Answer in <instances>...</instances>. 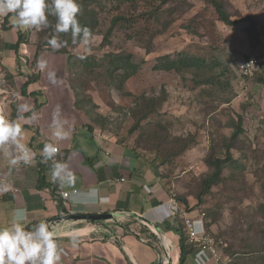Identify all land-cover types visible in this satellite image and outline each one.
<instances>
[{
    "label": "rangeland",
    "instance_id": "rangeland-1",
    "mask_svg": "<svg viewBox=\"0 0 264 264\" xmlns=\"http://www.w3.org/2000/svg\"><path fill=\"white\" fill-rule=\"evenodd\" d=\"M223 3L232 18L241 23L224 25L202 0H173L164 6L156 0H137L134 7H98L95 34L69 51L76 69L68 80L77 88L87 122L101 127L117 142L132 147L138 146L135 142L145 145L148 149L138 151L149 163H158L156 149L140 140L138 131L130 133L133 118L129 109L135 98L159 99L162 104L158 113L146 122L152 126L160 123L174 136L193 137L188 149L160 167L166 191L179 199L185 210L204 213L207 231L216 239L218 249L222 251L227 244L230 253L245 247L248 251L263 250L245 264H264V81L237 74L241 61L264 59V0ZM154 7H158V17L150 13ZM117 15L130 19L132 26L123 28L120 22L110 43L103 45L109 21ZM251 21L255 24L254 39L246 37ZM33 31L38 39L36 46L51 38L47 30ZM110 52L130 53L137 67L122 91L108 85L104 58ZM178 53L204 59L211 66L209 74L202 77L154 68L159 57ZM100 60L104 61L99 66ZM206 77H212L211 81ZM239 116L243 134L237 149L230 150L233 163L224 168V181L202 195L200 181L209 173L205 158L221 136H230ZM219 151L218 157L225 159V150Z\"/></svg>",
    "mask_w": 264,
    "mask_h": 264
},
{
    "label": "crops",
    "instance_id": "crops-1",
    "mask_svg": "<svg viewBox=\"0 0 264 264\" xmlns=\"http://www.w3.org/2000/svg\"><path fill=\"white\" fill-rule=\"evenodd\" d=\"M14 25L10 15L0 41V107L21 125L19 142L32 150L35 163L11 167L0 150V227L7 226L17 210L26 213L29 228L48 222L54 228L62 264H162L167 259L170 264H221L191 247L179 262L181 221L159 172L140 151L134 152L129 144L118 143L87 122L83 106H76L77 88L68 80L76 69L68 64V53L36 46L33 30L20 31ZM40 60L46 61L43 70L38 67ZM50 73L55 74V83ZM29 78L32 82L25 86ZM20 105L29 109L22 113L25 119H18ZM57 106L69 132L63 140H57L50 127ZM33 115L34 119H27ZM46 142L59 148L55 159L74 174L70 185L61 188L49 181L51 161L41 162ZM62 193L71 195L63 198ZM100 214L113 218L71 219L72 215Z\"/></svg>",
    "mask_w": 264,
    "mask_h": 264
},
{
    "label": "trees",
    "instance_id": "trees-1",
    "mask_svg": "<svg viewBox=\"0 0 264 264\" xmlns=\"http://www.w3.org/2000/svg\"><path fill=\"white\" fill-rule=\"evenodd\" d=\"M158 1V5L164 6L165 4L173 1V0H156ZM205 6L212 7L216 18L219 22L223 23L226 26L233 27L241 23V20L239 19H233L232 15L228 12L226 5H224L223 0H202ZM137 0H77V3L80 6V14L78 15V21L82 28H87L89 30V35L87 36H93L96 32V28L99 24L98 17L100 14H98V7L101 9V7H121L123 5L128 6H135ZM206 7V9H207ZM110 9V8H109ZM105 10L102 13H107L108 10ZM158 7H154L150 13L154 17H158L157 12ZM50 24L52 27L43 29L44 31H49L51 35L54 32V24H55V18L49 17ZM120 26H123V28H130L132 24L130 23V19H128L125 16L117 15L113 16L112 19L109 21V26L106 30V32L103 35V45L109 44V39L113 35L114 28H120ZM118 26V27H117ZM40 31V30H39ZM40 31V32H41ZM41 32V33H42ZM254 34V36H252ZM246 37L256 38L255 36V24L253 21L249 23V27L246 29ZM78 38L77 42H73V38L71 36V33H60L58 36V39L61 41H65V45L60 48L58 51L62 53H68V64L69 61L73 64V57L71 54H69L70 49H74L79 44L82 43L85 37ZM21 37L22 35L18 33V41L17 44L21 43ZM50 39L47 38L46 41H43L42 43H39L40 48H44L47 45V41ZM133 56L130 53L127 52H110L105 55L104 60L106 59L107 67L106 72L108 76V85L112 86L118 91H122L124 88V83L131 78L136 72L137 67L136 65H133L131 60ZM102 60V61H104ZM101 60L97 63L99 66L101 65ZM213 65L216 64L212 62ZM75 65V64H74ZM90 67V65H89ZM159 71H165V72H175V73H181L183 71L187 72H193L195 75H199L204 77L205 74H209V68H211L210 64H208L204 59L197 58L193 56L186 55L184 53H178L176 56H168L164 55L157 59V64L154 66ZM86 71V70H85ZM122 71V73H120ZM212 77H206V80L211 81ZM32 82V78H29L28 81L25 83V86ZM75 90V89H74ZM134 105L131 109H129V114L133 118V125L131 127L130 133L139 132L138 137L141 139H144V142L148 144L149 147L152 149H156L155 151V157L156 160H158V163L155 161H151L150 163L152 166L159 172L160 167L167 164L168 161L171 159L180 156L186 149L189 148V146L193 142V137L191 136H174L170 133L166 132V130L163 129V125L158 123L157 125L152 126L151 122H146L149 117L153 114L158 113V108L161 106L162 103H160L159 99L155 98H146V97H140L138 100L135 98ZM79 101L76 102V106L82 108L81 103L79 106ZM242 117L239 116L236 125H234V129L229 137L221 136L219 139V143L217 145L212 144L210 153L205 158V164L209 169V173L206 174L200 181V188L201 193L206 194L209 192V190L224 181L223 179V170L226 168V166H231L233 161L231 160V149H237V143L239 141V136L243 134L242 129ZM151 129V130H150ZM144 137V138H143ZM118 143H122L118 141ZM136 147H133L134 152L138 150V148L142 149H148L145 145L144 147H141L139 145V142H135ZM219 149L225 150V159H221L218 157ZM139 156V154H138ZM160 179H162V174L159 173ZM179 200V199H177ZM176 200V201H177ZM178 202V201H177ZM182 202L186 204V202L182 199ZM179 203V202H178ZM187 211V210H186ZM188 212V211H187ZM206 225V224H205ZM207 230V225H206ZM183 227L180 231V237H179V247H180V258L179 262L182 263L189 253L191 249H188L184 245V238H183ZM215 239V238H214ZM216 240V239H215ZM222 251L224 256L226 257V262H223L222 264H245L253 257L255 256L256 252H260L263 250H253L248 251L247 248L241 250V251H233L230 253L228 246L222 247ZM264 254V253H263ZM264 257V256H263Z\"/></svg>",
    "mask_w": 264,
    "mask_h": 264
},
{
    "label": "clouds",
    "instance_id": "clouds-1",
    "mask_svg": "<svg viewBox=\"0 0 264 264\" xmlns=\"http://www.w3.org/2000/svg\"><path fill=\"white\" fill-rule=\"evenodd\" d=\"M80 11L77 0H0V16L11 14L15 22L14 26L20 31L52 27L49 17H54V32L47 41V45L56 51L66 43L58 39L60 33H71L74 43L78 38L89 35V30L82 28L78 21ZM46 66V61L38 62L41 70ZM237 74L239 75L238 69ZM239 76L258 77L264 81L259 73L252 77ZM54 77V73L49 74V79L53 83H55ZM17 110L21 113L18 119H25L22 113L29 110L27 105H20ZM34 118V115L27 117L29 120ZM50 127L54 129L53 135L57 140L66 139L69 135L64 128L59 106L54 111ZM21 135L22 128L19 123L0 116V150H3L11 167L21 163L25 166L35 163V154L32 150L19 142ZM58 152L59 148L56 145L46 142L41 151V162L51 161L49 181L62 188L73 183L75 177L66 163L55 159ZM60 262L61 253L55 240V231L48 222L42 220L29 228L26 224V213L23 210H17L12 214L10 223L0 227V264H60Z\"/></svg>",
    "mask_w": 264,
    "mask_h": 264
},
{
    "label": "built area",
    "instance_id": "built-area-1",
    "mask_svg": "<svg viewBox=\"0 0 264 264\" xmlns=\"http://www.w3.org/2000/svg\"><path fill=\"white\" fill-rule=\"evenodd\" d=\"M10 15L11 14L0 16V41L2 39L4 28L6 27V21ZM1 57L2 51L0 49V72ZM238 73L239 75L244 77H252L254 74L259 73L261 79L264 80V59L260 60L257 57H253L241 62L238 67ZM0 114L5 119L11 121L10 118L4 115L1 107ZM20 165H23V163H21ZM123 181L124 179H121V182ZM73 193L77 194V191H73ZM70 195V193H62L63 198H69ZM169 199L170 201H172L173 209L176 213V216L179 217L181 225L183 227L184 245L186 247H191L192 249L201 250L210 254V256L215 259L216 262H224L225 256L222 253L221 249H218L217 241L206 230L204 213H197L196 216H190L185 211V209L175 201L173 197H170ZM60 264H62V262H60Z\"/></svg>",
    "mask_w": 264,
    "mask_h": 264
},
{
    "label": "water",
    "instance_id": "water-1",
    "mask_svg": "<svg viewBox=\"0 0 264 264\" xmlns=\"http://www.w3.org/2000/svg\"><path fill=\"white\" fill-rule=\"evenodd\" d=\"M79 218L84 219V220L89 221V222H99V221L111 219V218H113V215H111V214H100V215H72L71 216V219H79ZM141 220L145 221V219H141ZM166 264H170V261L168 259H167Z\"/></svg>",
    "mask_w": 264,
    "mask_h": 264
}]
</instances>
